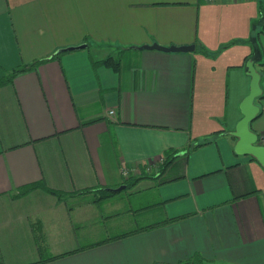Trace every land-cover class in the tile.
<instances>
[{
    "label": "crops",
    "instance_id": "0c3cea01",
    "mask_svg": "<svg viewBox=\"0 0 264 264\" xmlns=\"http://www.w3.org/2000/svg\"><path fill=\"white\" fill-rule=\"evenodd\" d=\"M248 60L264 90V0H0V81L37 62L0 84L4 263L264 264V167L232 135ZM122 185L158 219L100 225Z\"/></svg>",
    "mask_w": 264,
    "mask_h": 264
},
{
    "label": "water",
    "instance_id": "95a60500",
    "mask_svg": "<svg viewBox=\"0 0 264 264\" xmlns=\"http://www.w3.org/2000/svg\"><path fill=\"white\" fill-rule=\"evenodd\" d=\"M87 47V44L79 46H71L60 49L58 52H64L67 50H75ZM139 49L147 50H160L164 52H192L196 50V45H171L164 46L159 43H153L150 45H143L137 47ZM248 67L247 74L251 77V87L249 94L244 98L240 107L243 113V117L237 123L236 129L232 131V135L238 138L235 145L236 153L240 155L251 156L256 159L264 167V146L258 144L259 135L251 129V123L257 118L260 112V107L256 103V99L264 94L263 87L261 85V73L257 70L253 60H248L246 63ZM127 188V185H122L117 189H111L116 192L122 191Z\"/></svg>",
    "mask_w": 264,
    "mask_h": 264
},
{
    "label": "rangeland",
    "instance_id": "374dc122",
    "mask_svg": "<svg viewBox=\"0 0 264 264\" xmlns=\"http://www.w3.org/2000/svg\"><path fill=\"white\" fill-rule=\"evenodd\" d=\"M114 56L120 58L121 54L118 50H114ZM133 191L124 189L119 192H115L114 195H122L127 197H109L108 201L110 204L106 206V211H112L111 217L106 219L104 222L99 221L100 225H109L111 230H114L115 226L119 222L126 221L129 228H138L146 223L154 222L158 219L157 211L155 208L157 198L153 197L151 191H147L148 197H132ZM119 213L118 216L113 214ZM114 233V231H112Z\"/></svg>",
    "mask_w": 264,
    "mask_h": 264
},
{
    "label": "trees",
    "instance_id": "16d2710c",
    "mask_svg": "<svg viewBox=\"0 0 264 264\" xmlns=\"http://www.w3.org/2000/svg\"><path fill=\"white\" fill-rule=\"evenodd\" d=\"M257 38H258V35L254 36V40L257 39ZM256 44H257V42H256ZM256 46H258V45H256ZM255 48H256L255 49V53H256V50L259 49V48L258 47H255ZM94 62H95V64H104L106 66L112 67L113 69H115L117 71L121 67V60L120 59H117L115 56H112V55H110L108 57H105V58H102V59L95 60ZM36 63L37 62L33 63L32 65H29L28 67L27 66H23V67H20V68L16 69L15 72L11 76L5 78V80L4 79L1 80L0 81V84H3L5 82H7V81H11L14 78V76H15L16 73H18V72H24L28 68L34 67L36 65ZM259 65L260 66H264V63L261 61V62H259ZM134 184H135V182L131 183V185H134ZM41 186L46 191H48V192H50L52 194H56L58 196L61 195V193H59L57 191H54V190H52V189H50L48 187H45L43 185H39V184H32V185H27V186L22 187L20 189V191H19V195L27 194L30 191L34 190L35 188H38V187H41ZM102 191H104L105 194L108 195V196H112L116 192V191L111 190V189H108V188H104V189H102ZM103 198H105V197H103ZM43 261H45V260H43ZM0 264H5L4 261H3V258H2L1 253H0Z\"/></svg>",
    "mask_w": 264,
    "mask_h": 264
},
{
    "label": "built area",
    "instance_id": "2783aa9c",
    "mask_svg": "<svg viewBox=\"0 0 264 264\" xmlns=\"http://www.w3.org/2000/svg\"><path fill=\"white\" fill-rule=\"evenodd\" d=\"M205 1H206V2H214V1H217V0H205ZM111 113H114V111H111ZM258 144L264 146V134H262V135L259 136ZM122 174H123L125 177H129V175H130L131 173H130V170H129L128 168L124 167V168H122Z\"/></svg>",
    "mask_w": 264,
    "mask_h": 264
}]
</instances>
